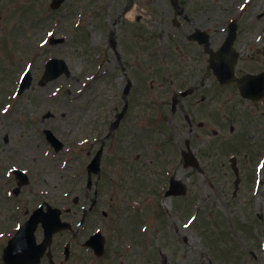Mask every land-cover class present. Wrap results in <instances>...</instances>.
Here are the masks:
<instances>
[{
    "label": "rangeland",
    "instance_id": "obj_1",
    "mask_svg": "<svg viewBox=\"0 0 264 264\" xmlns=\"http://www.w3.org/2000/svg\"><path fill=\"white\" fill-rule=\"evenodd\" d=\"M50 2L0 0V160L1 171L16 163L48 177L50 204L73 210L62 214L73 229L53 239L74 238L66 264L87 263L77 249L96 227L107 244L94 264H264V104L217 90L206 61L237 19V69L264 71V0H64L55 10ZM175 17L186 26L180 40ZM194 26L211 28L206 59L187 37ZM49 58L63 59L68 72L41 85ZM27 68L33 79L18 95ZM202 96L211 98L200 108ZM187 141L197 167L183 160ZM99 148L101 170L87 187L86 165ZM171 177L183 194H164Z\"/></svg>",
    "mask_w": 264,
    "mask_h": 264
},
{
    "label": "flooded vegetation",
    "instance_id": "obj_2",
    "mask_svg": "<svg viewBox=\"0 0 264 264\" xmlns=\"http://www.w3.org/2000/svg\"><path fill=\"white\" fill-rule=\"evenodd\" d=\"M176 14L180 16L179 13ZM174 20H175V28L177 29L178 33L180 34L183 33L186 27L185 23L182 21L181 18L175 17ZM210 30H211L210 26H206V27L194 26L192 29H190V31L188 32L189 34L187 35H190L191 33H199L198 35H202L200 33H203V35H205L206 37L205 47H210L211 38H212V34ZM238 34H239V25L236 20V33L233 43L234 47H236V40ZM199 43L200 42H198V44ZM205 55L206 54H203V56ZM242 74L244 73H240L239 69H237L236 67L235 76L239 77ZM218 86H220V88H228V90L235 93L238 92L237 86L234 83L222 84V85L218 84ZM194 93H195V88H192L191 94ZM201 101L206 103V98L202 99ZM197 103L198 102H196V104ZM1 167H2V162L0 160V264H5L3 258V252L6 245V241L10 237V235L9 236L5 235L6 228L7 231L8 230L10 231V229L13 227L12 225L14 224V223H10V225H5L6 219L9 218L8 220H10L12 218L13 221L15 220V222H19L20 224L21 222L26 221L34 210L39 209L40 211L38 212L36 217V222L38 224L36 228V238L39 241L41 240L40 235L43 232L42 226L43 224L46 225V223L48 222V177L36 178L34 174H31L30 178L28 179V183L26 185L22 186L20 189H15L18 181L16 180L14 174H11V177H9L10 179H6L5 173L1 171ZM36 174H42V173H36ZM72 211L73 210L67 208L65 209L64 212L71 214ZM13 233L14 232L12 230L9 234H13ZM65 242L66 240H62L60 242H55V243L53 242L52 245L50 246L49 256H48V247H47L46 251L44 252V254L40 259L39 264H66L73 253H70L67 259H65L64 256L63 257L61 256L62 247L63 244H65ZM105 254H103L100 257H97V259L99 260L100 258L104 257ZM94 256L96 257V255L93 254V256H91L88 259V262L86 264H92V261L94 260ZM79 257L84 258V254L79 253Z\"/></svg>",
    "mask_w": 264,
    "mask_h": 264
},
{
    "label": "water",
    "instance_id": "obj_3",
    "mask_svg": "<svg viewBox=\"0 0 264 264\" xmlns=\"http://www.w3.org/2000/svg\"><path fill=\"white\" fill-rule=\"evenodd\" d=\"M62 0H57L54 2L53 6H57ZM232 39L230 38L229 42H227L222 48L218 50L213 56L218 57L219 61L214 63L212 60V65L215 68V71L220 79H224L225 77V71L228 69L230 71V74H232V65L236 59V54L233 53L232 49L230 48ZM54 64H58V68H55L54 65L51 63H48V72H46V77L48 79H51L53 77H56L59 75L63 70L66 69V66L63 64L62 61H55ZM222 68V71L220 70ZM239 83L241 89L246 88L249 84H255L256 89H261L264 85V73L261 75H258L256 77H244L242 79L237 80ZM58 143V142H55ZM100 156L101 151L97 153L91 164L88 166L89 172L99 171V162H100ZM169 193V192H168ZM55 226H48V242L50 240L52 232L56 231Z\"/></svg>",
    "mask_w": 264,
    "mask_h": 264
}]
</instances>
